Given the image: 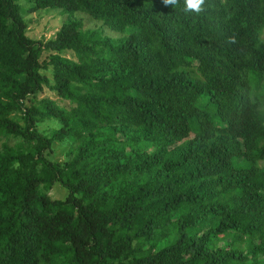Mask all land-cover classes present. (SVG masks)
Listing matches in <instances>:
<instances>
[{
    "label": "trees",
    "instance_id": "trees-1",
    "mask_svg": "<svg viewBox=\"0 0 264 264\" xmlns=\"http://www.w3.org/2000/svg\"><path fill=\"white\" fill-rule=\"evenodd\" d=\"M0 264H264V0H0Z\"/></svg>",
    "mask_w": 264,
    "mask_h": 264
},
{
    "label": "rangeland",
    "instance_id": "rangeland-1",
    "mask_svg": "<svg viewBox=\"0 0 264 264\" xmlns=\"http://www.w3.org/2000/svg\"><path fill=\"white\" fill-rule=\"evenodd\" d=\"M77 18H80L85 27L92 26L93 24H98L90 19L84 14L76 13L74 14ZM66 15L61 14L58 10H43L38 9L32 11L25 15V20L27 21L28 28L26 34L33 39H43L46 40L50 38L54 31L59 27L63 20H65ZM47 96L49 98L59 101L51 92L43 89L38 97ZM60 103H64L59 101ZM47 127L45 123L39 125L42 130ZM54 156L57 159L62 158L63 149L59 145H54ZM51 198H62L66 194L65 188L59 183L54 182L48 192Z\"/></svg>",
    "mask_w": 264,
    "mask_h": 264
},
{
    "label": "clouds",
    "instance_id": "clouds-1",
    "mask_svg": "<svg viewBox=\"0 0 264 264\" xmlns=\"http://www.w3.org/2000/svg\"><path fill=\"white\" fill-rule=\"evenodd\" d=\"M204 3V0H185V5L187 9L199 12L200 6Z\"/></svg>",
    "mask_w": 264,
    "mask_h": 264
}]
</instances>
